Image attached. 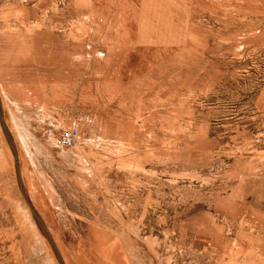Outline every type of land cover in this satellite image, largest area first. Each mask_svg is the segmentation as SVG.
<instances>
[{
    "label": "rangeland",
    "instance_id": "374dc122",
    "mask_svg": "<svg viewBox=\"0 0 264 264\" xmlns=\"http://www.w3.org/2000/svg\"><path fill=\"white\" fill-rule=\"evenodd\" d=\"M0 103L65 264H264V0H0ZM0 264H59L1 127Z\"/></svg>",
    "mask_w": 264,
    "mask_h": 264
},
{
    "label": "water",
    "instance_id": "95a60500",
    "mask_svg": "<svg viewBox=\"0 0 264 264\" xmlns=\"http://www.w3.org/2000/svg\"><path fill=\"white\" fill-rule=\"evenodd\" d=\"M3 110L1 107V103H0V127L2 129L3 135L5 137V140L7 142V145L9 146L12 156H13V161H14V166H15V171H16V176H17V182H18V186H19V190L24 198V200L27 203V206L31 212L32 217L34 218L37 226L39 227V229L41 230V232L43 233V235L47 238L50 246L52 247L55 256L59 262V264H65L63 261V258L57 248V245L55 243V241L53 240L50 231L48 230V228L46 227L44 221L41 219V217L37 214V212L35 211V209L32 207L30 201L28 200V198L26 197V195L24 194V190H23V181L21 178V174L19 171V160L17 157V152H16V148L15 145L13 143V138L11 135V132L5 122V119L3 117Z\"/></svg>",
    "mask_w": 264,
    "mask_h": 264
},
{
    "label": "built area",
    "instance_id": "2783aa9c",
    "mask_svg": "<svg viewBox=\"0 0 264 264\" xmlns=\"http://www.w3.org/2000/svg\"><path fill=\"white\" fill-rule=\"evenodd\" d=\"M103 53H99L102 55ZM81 139V132L77 127H68L62 129L55 139L58 147H70L75 145Z\"/></svg>",
    "mask_w": 264,
    "mask_h": 264
},
{
    "label": "bare ground",
    "instance_id": "6f19581e",
    "mask_svg": "<svg viewBox=\"0 0 264 264\" xmlns=\"http://www.w3.org/2000/svg\"><path fill=\"white\" fill-rule=\"evenodd\" d=\"M20 123H21V124H18L17 126H18L20 132L22 133V139H23V140H27V137H28L29 135L26 134V132H25V129H26V128H25V125H26V124L23 122V120H21ZM27 142H28V141H27ZM23 189H25V188H23ZM26 194H27V193H26ZM26 194H25V195H26ZM26 196H27V195H26ZM27 198H28V197H27Z\"/></svg>",
    "mask_w": 264,
    "mask_h": 264
}]
</instances>
